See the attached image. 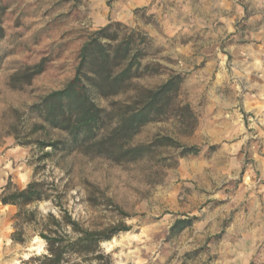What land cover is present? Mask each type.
Here are the masks:
<instances>
[{
    "label": "rangeland",
    "instance_id": "1",
    "mask_svg": "<svg viewBox=\"0 0 264 264\" xmlns=\"http://www.w3.org/2000/svg\"><path fill=\"white\" fill-rule=\"evenodd\" d=\"M4 3L0 195L7 183L22 189L34 177L85 227L127 228L103 244L114 264H264V62L239 50L254 47L251 34L263 23L247 21L261 12H246L245 0ZM237 4L246 10L238 16ZM113 22L148 39L141 64L150 69L135 87L152 90L173 74L183 77L175 115L147 123L129 145L169 138L197 155L179 157L180 149L162 145L115 162L78 148L40 147L67 140L43 121V98L72 78L85 38ZM42 59L43 72L28 77ZM123 100L96 104L108 111ZM27 210L57 209L41 202ZM16 213L0 204V264L43 251L28 229L24 243L11 242Z\"/></svg>",
    "mask_w": 264,
    "mask_h": 264
},
{
    "label": "trees",
    "instance_id": "2",
    "mask_svg": "<svg viewBox=\"0 0 264 264\" xmlns=\"http://www.w3.org/2000/svg\"><path fill=\"white\" fill-rule=\"evenodd\" d=\"M6 10L4 0H0V41L5 37ZM147 42L146 36L114 22L89 34L80 46L72 78L62 89L44 97L39 106L43 121L49 128L65 133L67 140L42 143L40 147L78 148L115 162L136 160L162 145L180 149L179 157L197 155V148L180 147L169 138L154 139L147 145H129V140L147 123L175 115L173 103L183 81L182 76L173 74L155 89L135 87L134 81L150 69L141 64ZM44 62L42 59L28 68V77L42 73ZM131 87L133 91H128ZM117 96H124L125 100L111 102L108 111L96 104L97 100ZM51 193L34 177L22 189L7 183L1 192L0 204L17 208L11 242L24 243V231L28 229L44 244L42 253L31 254L22 264H114L103 244L128 229L85 227L56 204ZM41 202L54 204L56 214L38 215L27 210Z\"/></svg>",
    "mask_w": 264,
    "mask_h": 264
},
{
    "label": "crops",
    "instance_id": "3",
    "mask_svg": "<svg viewBox=\"0 0 264 264\" xmlns=\"http://www.w3.org/2000/svg\"><path fill=\"white\" fill-rule=\"evenodd\" d=\"M237 1V0H236ZM258 0H245V3L248 4L247 7V11L245 10V6L240 7L238 4L235 5V13L237 14V16L239 15L240 11L242 10L243 13L246 12H254V13H260V16L257 17H250L247 21L248 25H258L259 22L263 23V31L260 32L258 31L257 33H255L253 36V34H251V37H254L253 39L257 40L253 43L254 47H239V50H242L243 52H247L249 55L251 56H255V60L256 62H258V60H262L261 62H264V5L263 6H259V4H257ZM258 10V11H257ZM262 29V28H260Z\"/></svg>",
    "mask_w": 264,
    "mask_h": 264
}]
</instances>
